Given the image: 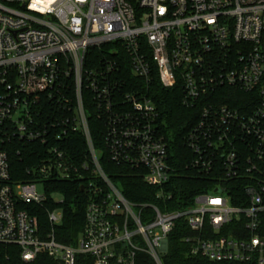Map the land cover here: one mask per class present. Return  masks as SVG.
Instances as JSON below:
<instances>
[{"label":"built area","instance_id":"obj_1","mask_svg":"<svg viewBox=\"0 0 264 264\" xmlns=\"http://www.w3.org/2000/svg\"><path fill=\"white\" fill-rule=\"evenodd\" d=\"M135 80L179 88L184 105L202 106L184 138L192 165L223 181L247 177V206L232 204L225 183L176 212L126 199L101 166L92 121L110 160L135 169L158 198L175 176L155 100ZM221 88L248 99L222 104ZM73 135L88 153L79 164L68 153ZM14 141L42 149L26 183L11 174ZM74 177L89 199L75 246L56 238L60 209L49 212L46 235L28 210L50 199L39 184ZM263 214L264 0H0V245L19 247L26 264L43 255L54 264H164L184 220L191 256L264 264Z\"/></svg>","mask_w":264,"mask_h":264},{"label":"trees","instance_id":"obj_2","mask_svg":"<svg viewBox=\"0 0 264 264\" xmlns=\"http://www.w3.org/2000/svg\"><path fill=\"white\" fill-rule=\"evenodd\" d=\"M109 48L92 50L93 57L107 53ZM130 77V76H129ZM131 79L134 81V78ZM139 83L155 100L160 113L159 125L163 134L171 145L172 166L175 168V176L166 187L162 198H158L159 189L150 188L139 173L129 166H121L113 163L102 139V128L98 131L97 123L92 121V132L97 142L100 153V163L105 174L122 190V193L132 203L138 205H154L160 210L176 212L190 207L198 194L210 192L216 184L225 183L228 194L234 206L244 207L248 204L245 188L249 179L244 176L223 181L224 176L215 173H204L195 169L192 161L195 159L192 152L185 145L184 138L199 121L202 106L189 108L183 104L182 91L179 88L166 90L158 81L147 86L144 82ZM222 104H232L235 107H243L248 96L236 89L221 88L217 94ZM68 153L73 156L76 163L88 160V153L84 140L79 135H73ZM10 170L13 180L26 183L33 179V170L38 166L33 163L35 156L42 151L38 145L27 148L23 143L14 141L6 146ZM248 153H241L246 158ZM247 163V161H243ZM88 176V175H87ZM89 177V176H88ZM74 177L71 181L46 182L47 193H58L63 196V204L55 205L50 200L42 206H29L31 215L39 222L40 231L46 235L52 231L48 214L56 207L63 212L62 223L56 227L55 235L59 242L75 246L79 234L85 224V209L89 201L86 192L82 191L83 183ZM50 196V195H49ZM56 206V207H55ZM260 235L264 239V214L261 216ZM192 233L184 220L176 224V228L168 238V253L163 257L164 264H257L236 262H213L202 256H191L186 238ZM90 261V260H89ZM0 264H26L22 261L21 249L13 245H0ZM33 264H54L46 255L41 256ZM90 264V263H89ZM92 264V263H91Z\"/></svg>","mask_w":264,"mask_h":264},{"label":"rangeland","instance_id":"obj_3","mask_svg":"<svg viewBox=\"0 0 264 264\" xmlns=\"http://www.w3.org/2000/svg\"><path fill=\"white\" fill-rule=\"evenodd\" d=\"M37 192H38V194L39 195H41V196H44V195H46V194H48V195H50L49 197H50V201L52 202V203H54L55 205H56V203H58V202H62L63 201V196H61L60 194H58V193H47V188H46V185L45 184H39L38 186H37ZM56 207V206H55ZM55 209H57V210H59V208H55ZM60 212H62V210L60 209L59 210Z\"/></svg>","mask_w":264,"mask_h":264},{"label":"water","instance_id":"obj_4","mask_svg":"<svg viewBox=\"0 0 264 264\" xmlns=\"http://www.w3.org/2000/svg\"><path fill=\"white\" fill-rule=\"evenodd\" d=\"M82 191H84V188H82ZM216 192H218V190Z\"/></svg>","mask_w":264,"mask_h":264}]
</instances>
